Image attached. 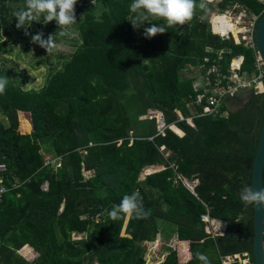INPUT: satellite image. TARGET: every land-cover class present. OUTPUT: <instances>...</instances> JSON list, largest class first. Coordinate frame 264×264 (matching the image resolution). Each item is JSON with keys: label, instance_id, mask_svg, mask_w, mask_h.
<instances>
[{"label": "trees", "instance_id": "trees-1", "mask_svg": "<svg viewBox=\"0 0 264 264\" xmlns=\"http://www.w3.org/2000/svg\"><path fill=\"white\" fill-rule=\"evenodd\" d=\"M131 2L77 0L80 44L61 56V65L49 70L45 83L23 89L4 76L0 264H203L198 252L209 264H220L221 256L245 251L254 262L253 205L241 196L250 188L264 92H241L244 103L224 115L194 113V126L174 110L190 115L186 101L194 107L197 93L190 69L204 56L222 51L226 63L229 56L242 55L241 70L254 68L252 49L211 34L209 11L237 2L259 13L262 4L204 0L201 9L196 0L191 21L149 39L144 35L149 25L134 29L130 24ZM227 99L220 100V111ZM147 109L162 111V133L154 117L139 118ZM17 112L24 113L23 119ZM172 123L177 135L168 126ZM153 166L163 168L141 177ZM83 170L91 175L85 178ZM178 175L199 180L196 194L175 181ZM136 190L148 217L113 221L108 215L112 205ZM207 208L211 216L226 220L227 230L236 231V240L205 233L200 215ZM169 228L176 246L163 260L146 262L149 241L160 233L168 236ZM22 247L36 257L28 261L18 255Z\"/></svg>", "mask_w": 264, "mask_h": 264}, {"label": "built area", "instance_id": "built-area-1", "mask_svg": "<svg viewBox=\"0 0 264 264\" xmlns=\"http://www.w3.org/2000/svg\"><path fill=\"white\" fill-rule=\"evenodd\" d=\"M257 1L262 4V10L259 13L249 11L244 5L237 2L227 5L226 7L228 8L225 7L226 9L224 8L220 12L217 10L216 12L209 13L207 19L211 34L223 40H228L235 46L252 49L254 52V68L251 73L241 70L243 62L242 55H231L227 59V62L224 63L222 61L224 59L222 51L216 52L215 57L210 58L209 56H204L201 64L197 66V69L191 66L189 76H192L194 79L192 86L193 90L197 92L192 104L194 107L198 106L195 107L198 109L195 112L197 115H224L225 111L219 110V104L222 98H231L237 93L246 91L253 94H261L264 92V60L256 45V28L264 12V0ZM228 32H232L231 37L228 35ZM205 51L206 53L209 52L208 49ZM193 71H197V73ZM148 112L153 114V109H149ZM155 112L158 113V116H156L158 122L157 129L162 133L166 127L164 116L160 110H155ZM188 123H193L192 118L188 119ZM161 150L164 149L161 148ZM165 155L167 157L169 154L165 153ZM171 167L175 169L173 164ZM161 168L163 166L159 169ZM3 170L4 165L0 163V171ZM152 171H154L152 167L146 168L143 171L144 174L142 177ZM177 179H180L193 194H196L195 189L199 185L197 178L189 180L178 175L175 181ZM2 191H4V187L0 185V194ZM200 219L204 223L203 229L206 234L210 236L225 234L227 230L226 220L211 216L208 208L206 212L200 215ZM220 264H254V262L251 260L250 253L245 251L221 256Z\"/></svg>", "mask_w": 264, "mask_h": 264}, {"label": "rangeland", "instance_id": "rangeland-1", "mask_svg": "<svg viewBox=\"0 0 264 264\" xmlns=\"http://www.w3.org/2000/svg\"><path fill=\"white\" fill-rule=\"evenodd\" d=\"M1 1L4 2V9L3 12H0V77L8 76V78L13 80L16 85L22 87L23 89H38L45 83L46 75L48 74L49 70H52L61 65L63 61V58H61V56L71 54L75 47L80 44L79 35L76 29L77 23L73 25L72 28L68 30L66 35L63 37L58 35L60 29H58L55 21L44 24L43 15L38 18V22L34 21L30 25L28 23H25V25H23L25 29H18L16 27V19L13 13L25 6V0ZM207 1L214 5L218 0ZM216 11L217 7H214L209 11V13ZM95 13H99V11L96 10ZM75 15L77 21L79 18V13L76 9ZM26 32L27 35L25 34ZM37 33H42L43 39H47L48 36L54 35V39L58 47L47 54L46 51L43 48L39 47L38 44L32 43V36ZM193 68L197 69V66H194ZM197 71L193 72L197 73ZM188 74L189 71L185 73V76ZM186 103V107L190 112L189 116L182 117V112L179 109H175L176 111H174L179 119L183 118L188 122V119L192 118V114H194L198 109L192 107L189 101H186ZM148 111L149 109H147L145 114H141L139 118L154 117L156 120V125L158 127L156 117L158 116V113H156L154 109L153 114H150ZM23 115L24 113L17 112L18 119H23ZM0 118L5 121L4 117L1 114ZM29 124L30 127L26 130L28 131V133H30L32 129L30 122ZM169 125L171 126L175 124L172 123ZM190 125L194 126L193 123ZM171 166L172 164L170 165V167ZM160 167L161 166H153L152 169L158 170ZM82 174L86 178L87 176L91 175V172L83 170ZM143 174L144 172H141V177ZM182 178L185 177L182 176ZM93 218L97 219L98 217L95 215ZM168 231L169 235L166 236V239L162 238L160 236L162 235V233H160L157 234L155 240L149 241L147 251L144 255L146 262L156 263L163 260L164 255L168 252V250L173 249L176 246L177 243H175V237H173L174 234L172 233V231H170V228ZM80 235L81 234H77L74 236L79 237ZM17 253L28 261H31L36 257V253L31 248L25 249V247H22L17 251Z\"/></svg>", "mask_w": 264, "mask_h": 264}, {"label": "clouds", "instance_id": "clouds-1", "mask_svg": "<svg viewBox=\"0 0 264 264\" xmlns=\"http://www.w3.org/2000/svg\"><path fill=\"white\" fill-rule=\"evenodd\" d=\"M77 0H25V6L13 13L16 19V27L24 28L23 25H29L43 15L44 24L55 21L58 29V35L63 37L67 31L77 23L75 15V5ZM197 7L196 0H132L129 5L131 13L130 24L134 29H139L147 24L144 28L146 38H152L159 34L167 32L168 27L175 25L183 26L191 21ZM206 4L201 0L199 8L204 9ZM162 20L164 24L147 23L149 20ZM25 29V28H24ZM27 35V32L25 33ZM42 33L32 36V43L38 44L47 54L58 47L54 35L42 38ZM8 84L7 77H0V95L4 94ZM170 127V125H169ZM242 201L264 203V189L254 191L251 188H245L241 196ZM109 217L113 220H120L123 217L146 219L149 211L143 206V198L136 190L130 195H125L119 204L112 205L108 212ZM176 238V236H175ZM196 256L203 264H209L207 256L203 253H196Z\"/></svg>", "mask_w": 264, "mask_h": 264}, {"label": "water", "instance_id": "water-1", "mask_svg": "<svg viewBox=\"0 0 264 264\" xmlns=\"http://www.w3.org/2000/svg\"><path fill=\"white\" fill-rule=\"evenodd\" d=\"M256 45L257 49L264 60V15L258 21L256 28ZM172 129V126H170ZM173 130V129H172ZM174 131V130H173ZM175 133V131H174ZM176 134V133H175ZM263 167H264V119L260 127L256 152L252 160L250 173V188L254 191L264 189L263 186ZM252 247L254 264H264V203L252 202ZM225 236L236 240L237 233L235 230H226Z\"/></svg>", "mask_w": 264, "mask_h": 264}, {"label": "flooded vegetation", "instance_id": "flooded-vegetation-1", "mask_svg": "<svg viewBox=\"0 0 264 264\" xmlns=\"http://www.w3.org/2000/svg\"><path fill=\"white\" fill-rule=\"evenodd\" d=\"M246 95L243 93L235 94L231 99V104L233 105L234 109L241 106L244 103Z\"/></svg>", "mask_w": 264, "mask_h": 264}, {"label": "crops", "instance_id": "crops-1", "mask_svg": "<svg viewBox=\"0 0 264 264\" xmlns=\"http://www.w3.org/2000/svg\"><path fill=\"white\" fill-rule=\"evenodd\" d=\"M221 31L222 32H224V30H222L221 29ZM246 92H248V91H246ZM246 92H244V93H246ZM248 93H250V92H248ZM246 99V98H245ZM231 99L230 98H228L227 100H225V109H224V111H225V113H226V111H232V110H235V109H233L234 107H233V105L231 104ZM245 101V100H244ZM179 136V135H178ZM182 136H183V134H182ZM181 137V136H180ZM173 235V234H172ZM162 238H164V239H166V236L164 235V234H162V235H160ZM173 237H175V235H173ZM175 239V243H177V240H176V238H174ZM170 240V239H169ZM174 243V244H175ZM166 255V254H165ZM165 255H164V257H165ZM164 259V258H163ZM184 261V260H183Z\"/></svg>", "mask_w": 264, "mask_h": 264}, {"label": "bare ground", "instance_id": "bare-ground-1", "mask_svg": "<svg viewBox=\"0 0 264 264\" xmlns=\"http://www.w3.org/2000/svg\"><path fill=\"white\" fill-rule=\"evenodd\" d=\"M218 18H223V17H218ZM231 27V26H230ZM228 35L231 37V35H232V32L231 33H228ZM182 117H183V115H182ZM181 117V118H182ZM172 126V129L175 131V133H176V131H177V129L174 127L175 125H171ZM178 135H180V136H182V134H180V133H178Z\"/></svg>", "mask_w": 264, "mask_h": 264}]
</instances>
